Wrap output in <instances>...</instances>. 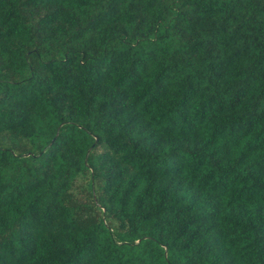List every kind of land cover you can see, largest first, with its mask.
<instances>
[{"label":"trees","instance_id":"1","mask_svg":"<svg viewBox=\"0 0 264 264\" xmlns=\"http://www.w3.org/2000/svg\"><path fill=\"white\" fill-rule=\"evenodd\" d=\"M0 264H264V0H0Z\"/></svg>","mask_w":264,"mask_h":264}]
</instances>
